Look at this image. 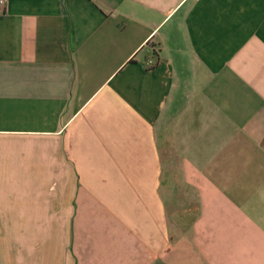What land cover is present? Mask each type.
I'll return each instance as SVG.
<instances>
[{
    "label": "crops",
    "instance_id": "crops-1",
    "mask_svg": "<svg viewBox=\"0 0 264 264\" xmlns=\"http://www.w3.org/2000/svg\"><path fill=\"white\" fill-rule=\"evenodd\" d=\"M264 264V0H6L0 264Z\"/></svg>",
    "mask_w": 264,
    "mask_h": 264
},
{
    "label": "built area",
    "instance_id": "built-area-1",
    "mask_svg": "<svg viewBox=\"0 0 264 264\" xmlns=\"http://www.w3.org/2000/svg\"><path fill=\"white\" fill-rule=\"evenodd\" d=\"M6 8V0H0V12H3Z\"/></svg>",
    "mask_w": 264,
    "mask_h": 264
},
{
    "label": "rangeland",
    "instance_id": "rangeland-1",
    "mask_svg": "<svg viewBox=\"0 0 264 264\" xmlns=\"http://www.w3.org/2000/svg\"><path fill=\"white\" fill-rule=\"evenodd\" d=\"M247 264H252V263L248 262Z\"/></svg>",
    "mask_w": 264,
    "mask_h": 264
}]
</instances>
